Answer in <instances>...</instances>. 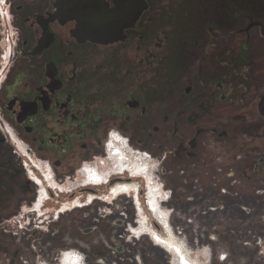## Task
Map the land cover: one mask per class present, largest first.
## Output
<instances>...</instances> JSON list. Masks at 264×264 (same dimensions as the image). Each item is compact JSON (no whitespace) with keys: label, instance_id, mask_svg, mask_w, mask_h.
Here are the masks:
<instances>
[{"label":"flooded vegetation","instance_id":"obj_1","mask_svg":"<svg viewBox=\"0 0 264 264\" xmlns=\"http://www.w3.org/2000/svg\"><path fill=\"white\" fill-rule=\"evenodd\" d=\"M87 1L89 5L82 0H67L66 19L58 10V0H0V224L11 233L15 225H24L19 230L22 235V231L41 220L47 225L61 215L86 207L79 197L56 211L63 203L61 197L67 193L57 198L52 190L51 200L41 210L38 207L34 210L38 189L24 167L28 154L47 163L59 183H64L61 188H68V174L72 177L79 173L88 161L84 154L94 147L103 150L111 133L134 138L137 132H149L161 117L178 114L184 105L176 96L180 88L182 98L197 94L207 99L209 95L206 102L210 107L216 101L231 104L232 99L240 96L241 100L250 92L253 65L247 52V39L252 36L249 25L236 30L242 51L239 59L233 58L230 31L221 34L216 27L235 28L244 19L262 16L264 0H95L96 4ZM80 16L103 17V30L110 35L90 37L96 27L87 20L79 22L74 18ZM222 37L221 45L227 46L222 52L219 49L209 55L216 63L211 77H201V69L198 78L192 77L190 68L203 66L206 61L202 58L197 63L194 52L204 48L215 50ZM204 104L198 105L199 108L203 109ZM219 110L214 106L210 115L223 123ZM119 148L109 151L113 155L112 164L146 174V184L158 189L161 198L168 197L165 187L162 189L148 171L151 166L139 163L135 167L139 158L129 157ZM67 163L71 165L68 173ZM161 167L162 162L160 170ZM111 171L90 175L84 170V185H80L76 195L84 190L96 192L86 186L94 178L103 186ZM119 176L121 180L135 179ZM137 185L117 182L106 199L118 193V197L133 195L136 192L126 191ZM95 196L91 194L89 198H99ZM145 202L154 224L139 199L142 208L134 203L137 225L130 224L129 233L134 238L142 234L145 238L146 234L157 241H153L156 245L171 251L172 241L177 238L172 218L163 210L160 199L156 205L161 214L154 212L155 204L149 205L147 197ZM29 211L32 215L22 219L23 213ZM37 211L44 213L38 215ZM102 213L106 214L102 211L100 219L107 216ZM18 214L21 216L17 217ZM143 217L146 220L142 221ZM125 222L122 218L123 230ZM179 248L180 257L178 249L171 252L175 262L182 258L185 249L184 245ZM185 257L188 258V253ZM75 261L67 259L66 253L62 264H78Z\"/></svg>","mask_w":264,"mask_h":264},{"label":"rangeland","instance_id":"obj_2","mask_svg":"<svg viewBox=\"0 0 264 264\" xmlns=\"http://www.w3.org/2000/svg\"><path fill=\"white\" fill-rule=\"evenodd\" d=\"M255 23L264 24V13L258 18L244 19L235 28L216 27L221 34L230 31L235 59L242 53L236 30L248 24L252 35L247 39L248 61L253 65L250 92L241 100L240 96L232 99L231 104L216 101L214 106L221 109L223 123L210 115L214 106L210 107L206 102L209 95L207 99L205 96L199 98L197 94L182 98L183 88H180L177 98L184 105L191 103L190 106L182 105L178 114L161 117L149 132H137L134 138L122 134L134 148L126 152L149 153L152 163L148 171L156 176L160 172L164 174L160 177L168 197H160L161 206L172 218L177 237L175 243L184 245L188 258L196 264H264V113L260 110L264 98V34L261 25ZM222 41L223 37L215 50L204 48L194 52L197 63L202 58L206 61L203 66L198 64L190 68L194 73L192 77L198 78L201 70V77H211L216 63L209 55L219 49L223 51L227 45H221ZM197 83L202 91L200 80ZM203 102L206 106L199 108ZM84 155L88 161L79 173L67 176V187L72 192L61 199L68 204L78 197L86 202L96 193L99 198L91 205L87 203L84 209L61 215L50 224L45 225V220H41L22 231V235L19 230L24 225H15L11 233L0 224V264H62L66 253L67 259L77 258L80 264H176L171 254L175 251L154 246L152 241H157L146 234V239H140L141 236L134 238L129 233L132 231L130 224L137 225L138 212L134 210L138 203L137 192L106 199L114 184L127 181L121 180L119 175L128 178L135 175L134 169L116 168L106 147L103 150L94 147ZM161 162L160 170L158 163ZM70 169L71 165L67 163V173ZM84 170L87 174L112 170L110 174L118 172V175L107 177L103 186H99L100 182H90L86 186L96 192L84 190L76 195L77 189L84 185ZM134 177L132 181L140 187L138 198L153 225L155 219L145 202L148 184L145 177ZM102 211L107 216L100 219ZM28 215L32 213H23L22 219ZM121 217L126 221L124 230ZM44 226L46 229H42ZM32 254L37 256L34 262Z\"/></svg>","mask_w":264,"mask_h":264},{"label":"built area","instance_id":"obj_3","mask_svg":"<svg viewBox=\"0 0 264 264\" xmlns=\"http://www.w3.org/2000/svg\"><path fill=\"white\" fill-rule=\"evenodd\" d=\"M105 147L107 149H109V151H111L112 149H115V148H119V147H120L119 150L124 149V151L134 149V148L130 147V143H129L128 138L124 137L123 135L117 134V133H111L110 134V138H109L108 142L106 143ZM126 153L128 154L129 157L137 156L139 158L138 160H135V162H138L135 164V167L139 166V163H144L146 166H150V164L152 163L151 155L147 152H143V153L138 152V154H135V152H133V153L126 152ZM23 154H26L25 149H23ZM110 156H113V155L110 153ZM27 157H28V160L26 159L23 162L24 167L26 169V173H27L28 177L30 178V180L36 184L37 189H38V198H37V201L35 202L34 210L37 209V207H38L37 210H41L43 208V205H45L48 201L51 200L50 192L52 190L56 192L57 198H59V194H64V193L69 194L72 192L71 189H69L67 191V188H64V189L61 188V186H64V185H61V183H59V181L56 179V175H55L54 171L52 170V168L47 163L36 160L35 158L30 157L29 154L27 155ZM133 160H134V158H133ZM159 164L160 163H158V165ZM129 169H131V168H129ZM149 169L150 168H148V170ZM123 171H125V169ZM133 172L135 175L131 174L130 177H132V178H135L134 176H143V175L144 176L142 178H144L146 175L143 173H137L136 171H133ZM114 173L118 174V172H114ZM91 174L96 175L98 173L95 171V172H91L90 175ZM137 174H139V175H137ZM110 176H111V174H110ZM152 177L153 178L156 177L157 182L160 183L161 188L164 189V184L161 182L159 176H156L154 174V176H152ZM109 179H111V178H109ZM96 180L97 179L94 178L92 183H97ZM109 181L110 180L107 179L108 183H109ZM126 182H133V181L127 180ZM110 191H111V189H110ZM96 194H94V195H96ZM118 195H120V194L118 193L117 196ZM95 197H98V196L96 195ZM159 197H161V194ZM78 199H79V197L77 199H75L73 201V203L76 202ZM94 199L95 198H93V199L88 198L87 201H89V203L91 204V203H93V201H95ZM87 201L83 202L84 205H87ZM66 204H67V201L61 203L59 208H57L58 210L57 209H55V210L56 211L61 210L63 208V206H65ZM43 213L44 212L37 211L38 215H42Z\"/></svg>","mask_w":264,"mask_h":264},{"label":"water","instance_id":"obj_4","mask_svg":"<svg viewBox=\"0 0 264 264\" xmlns=\"http://www.w3.org/2000/svg\"><path fill=\"white\" fill-rule=\"evenodd\" d=\"M82 3L83 4L87 3L89 5V2L87 0H82ZM93 3L96 4V1L93 0ZM57 6H58V10L61 14V17H66V19H67V0H58ZM74 18H76L79 22L80 21L84 22L85 20H87V22H89V24H91L92 27H96L95 29L97 31L89 33L90 37H106V36L110 35V33H106V31L103 30V27L105 26L104 25L105 20L103 17H88V18L86 17V18H83L80 16V17H74ZM254 25H261L262 33L264 34V24L255 23ZM262 100H263V102L260 104V110H261V113L263 114L264 113V108H263L264 107V98Z\"/></svg>","mask_w":264,"mask_h":264},{"label":"bare ground","instance_id":"obj_5","mask_svg":"<svg viewBox=\"0 0 264 264\" xmlns=\"http://www.w3.org/2000/svg\"><path fill=\"white\" fill-rule=\"evenodd\" d=\"M148 192H147V201H148V203H149V205L150 204H155V213L156 212H159V209H158V205H156V202H157V199H159V196H160V192H159V190L158 189H156L155 187H153L152 185H150L149 183H148ZM136 190H137V186H129V189L126 191L127 193H132V192H136ZM152 208V209H153ZM139 209L141 210V208L139 207ZM160 213V212H159ZM161 214V213H160ZM145 219V217H143L142 218V221ZM146 220V219H145ZM142 225H144V223L142 224ZM164 242L163 243H165L166 241H168V240H163ZM170 241H172V240H170ZM169 241V242H170ZM172 244H173V247L171 248L173 251H175V250H179V254H181V252H182V250L179 248V247H181L182 245L181 244H176L175 243V241L173 240L172 241ZM184 253L185 254H187V249L186 250H184ZM179 259V258H178ZM178 261V260H177ZM176 261V263L177 264H196V263H194L193 261H191L190 259H188V258H186L185 257V255H182V260H179L178 262Z\"/></svg>","mask_w":264,"mask_h":264},{"label":"crops","instance_id":"obj_6","mask_svg":"<svg viewBox=\"0 0 264 264\" xmlns=\"http://www.w3.org/2000/svg\"><path fill=\"white\" fill-rule=\"evenodd\" d=\"M262 81H264V78H262ZM65 215V214H64ZM144 238V236H142L140 239H143ZM146 239V238H145ZM149 239V238H148ZM152 241V240H151ZM152 244L154 245V246H157V245H155L154 244V242L152 241ZM32 262H34V257L36 258L37 256H35L34 254H32Z\"/></svg>","mask_w":264,"mask_h":264}]
</instances>
